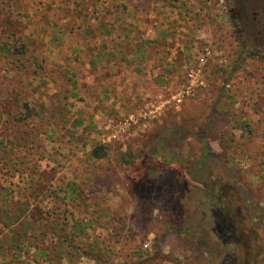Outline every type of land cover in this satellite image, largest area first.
Returning <instances> with one entry per match:
<instances>
[{
    "label": "rangeland",
    "instance_id": "obj_1",
    "mask_svg": "<svg viewBox=\"0 0 264 264\" xmlns=\"http://www.w3.org/2000/svg\"><path fill=\"white\" fill-rule=\"evenodd\" d=\"M0 264H264V0H0Z\"/></svg>",
    "mask_w": 264,
    "mask_h": 264
},
{
    "label": "trees",
    "instance_id": "obj_2",
    "mask_svg": "<svg viewBox=\"0 0 264 264\" xmlns=\"http://www.w3.org/2000/svg\"><path fill=\"white\" fill-rule=\"evenodd\" d=\"M103 154L104 151L102 150V146H99L92 151L93 157H103ZM168 156L163 155V153L158 150H153L152 152L144 151L135 157L131 156L129 158L121 156L120 162L125 178L130 185L133 195L140 204L145 205L149 199L148 191L150 188V180H148V175L151 171L171 170L184 180L183 184L188 182L187 180H190V178L197 179L199 182L204 183V180H202L201 177H194L181 160L177 159L175 156L167 158ZM213 190L214 196L210 195V202L224 208L222 203L225 201V209L227 212H233V203L229 196L225 197L224 195H221L217 189ZM241 228H239V230H241ZM245 233H247V231H245ZM253 240L252 236L246 238V241L243 244L244 254L251 252L254 248L255 245Z\"/></svg>",
    "mask_w": 264,
    "mask_h": 264
},
{
    "label": "built area",
    "instance_id": "obj_3",
    "mask_svg": "<svg viewBox=\"0 0 264 264\" xmlns=\"http://www.w3.org/2000/svg\"><path fill=\"white\" fill-rule=\"evenodd\" d=\"M187 76H188L189 79H192V80H193V78L196 79V74L193 73L192 71H189L187 73ZM190 91H191V88H190L189 84H188V86L187 85L186 86L184 85L181 88H178L177 90H175L174 94H172L171 101H173L174 104H180L183 101V99L186 96L189 95ZM168 102H169V100H167L166 103H168ZM157 109H158V107L155 108V109L150 108L147 112H145L143 114L144 119L147 118V117H152V118L155 117V111Z\"/></svg>",
    "mask_w": 264,
    "mask_h": 264
},
{
    "label": "water",
    "instance_id": "obj_4",
    "mask_svg": "<svg viewBox=\"0 0 264 264\" xmlns=\"http://www.w3.org/2000/svg\"><path fill=\"white\" fill-rule=\"evenodd\" d=\"M216 229L218 230L220 234L226 235V230L221 223L219 222L216 223Z\"/></svg>",
    "mask_w": 264,
    "mask_h": 264
},
{
    "label": "flooded vegetation",
    "instance_id": "obj_5",
    "mask_svg": "<svg viewBox=\"0 0 264 264\" xmlns=\"http://www.w3.org/2000/svg\"><path fill=\"white\" fill-rule=\"evenodd\" d=\"M217 223V222H216ZM220 223V222H219ZM222 224V223H221ZM216 225V224H215ZM223 225V224H222ZM224 227V226H223ZM225 228V227H224ZM226 230V229H225ZM226 234H227V231H226Z\"/></svg>",
    "mask_w": 264,
    "mask_h": 264
}]
</instances>
